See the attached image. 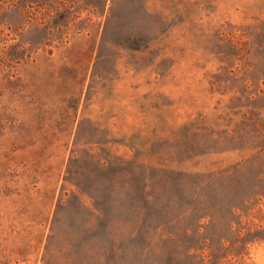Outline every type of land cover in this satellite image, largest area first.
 Masks as SVG:
<instances>
[{"label": "rangeland", "instance_id": "rangeland-1", "mask_svg": "<svg viewBox=\"0 0 264 264\" xmlns=\"http://www.w3.org/2000/svg\"><path fill=\"white\" fill-rule=\"evenodd\" d=\"M0 10V264H201L264 225V0Z\"/></svg>", "mask_w": 264, "mask_h": 264}, {"label": "trees", "instance_id": "trees-1", "mask_svg": "<svg viewBox=\"0 0 264 264\" xmlns=\"http://www.w3.org/2000/svg\"><path fill=\"white\" fill-rule=\"evenodd\" d=\"M11 47L13 50L10 54V59H16L19 57V51L25 49L23 45L18 46L17 43L12 44ZM3 53H5V50L0 45V62L3 59ZM26 57H28V54L26 56L22 54L20 58ZM257 198L260 199V197ZM237 207L236 204H230L228 210L234 213ZM252 217L258 220L264 217L261 207L256 210V213L252 214ZM218 226L220 237L212 239L209 236H200L203 237L200 240L203 244L200 249H206L204 260L201 261V264H242L247 244L255 240H264V225L254 221L252 218L243 221L241 212L234 213V218L232 217L226 222L225 220L218 221ZM195 232L199 235L203 234L199 233V227L195 229Z\"/></svg>", "mask_w": 264, "mask_h": 264}]
</instances>
